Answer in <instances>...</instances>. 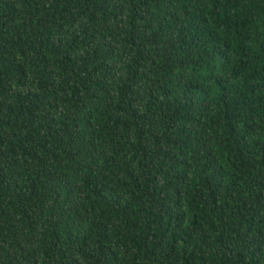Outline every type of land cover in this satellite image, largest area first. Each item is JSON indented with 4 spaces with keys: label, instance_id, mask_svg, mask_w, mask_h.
<instances>
[{
    "label": "trees",
    "instance_id": "trees-1",
    "mask_svg": "<svg viewBox=\"0 0 264 264\" xmlns=\"http://www.w3.org/2000/svg\"><path fill=\"white\" fill-rule=\"evenodd\" d=\"M0 264H264V0H0Z\"/></svg>",
    "mask_w": 264,
    "mask_h": 264
}]
</instances>
